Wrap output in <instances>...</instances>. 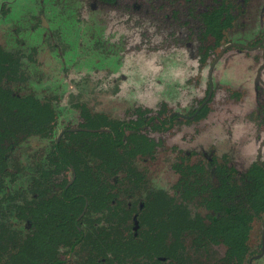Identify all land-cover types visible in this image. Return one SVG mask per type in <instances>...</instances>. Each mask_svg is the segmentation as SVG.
<instances>
[{"label":"rangeland","instance_id":"1","mask_svg":"<svg viewBox=\"0 0 264 264\" xmlns=\"http://www.w3.org/2000/svg\"><path fill=\"white\" fill-rule=\"evenodd\" d=\"M220 2L234 6L235 24L199 41L198 14ZM263 34L264 0H0V45L21 53L27 78L13 89L56 110L48 138L27 137L15 113L0 114V152L14 146L9 163L0 161V170L6 165L9 172L0 176V199L4 207L40 200L22 216L12 215V228L25 235L42 225L44 202L60 190H52L40 172L49 168L55 141L66 129L80 128L86 113L123 122L141 110L163 112L169 120L148 129L161 144L156 164L140 166L148 175L144 194L172 191L182 160L217 157L237 178L264 161V45L238 47L251 48ZM205 107L201 118H188ZM250 226L243 261L221 239L193 234L184 236V255L197 264H264V220ZM34 260L28 254L11 264Z\"/></svg>","mask_w":264,"mask_h":264},{"label":"flooded vegetation","instance_id":"2","mask_svg":"<svg viewBox=\"0 0 264 264\" xmlns=\"http://www.w3.org/2000/svg\"><path fill=\"white\" fill-rule=\"evenodd\" d=\"M220 7L228 8V14L223 13L220 18L221 27L216 34L204 38L205 29L202 18L204 15H208L215 20V16H219L218 13L216 15V11ZM133 10L138 12L136 5ZM236 19L232 4L220 2L217 6L209 7V9L200 12L196 18V30L200 31L198 40L219 36L221 31L229 30L235 24ZM262 45H264V34L260 41L251 48L240 45L238 47L241 50H254ZM231 47L233 45L226 46L220 57ZM205 109L206 107L194 110L188 118L192 117L195 120L201 118ZM136 113V117L129 121L113 120L123 127L121 131L124 136L122 140L118 139L116 149L120 155L124 156V160L114 178L102 176L101 180L106 191L78 195L113 196L115 200L111 204L113 209L107 210L106 206L97 210L99 205L97 208L86 209L82 224L77 226L80 236L72 240L69 245L61 241L55 242L54 250L41 251L39 256L35 257L34 264H197L184 255V249L187 248V242H184L186 234L198 235L203 239L219 238L224 242L232 257L235 256L237 260L243 261L246 258V252L242 253L241 249H244L243 243L248 241L251 232L250 225L255 220H264V213L252 221L245 222L247 232L245 235L239 234L237 239L230 229L224 226L222 219L224 213L229 216L233 214L235 196H246L236 194L234 185L237 183L241 187H247L250 182L248 180L249 173L255 166L264 169V161L254 162L249 169L243 172L241 178H237L238 174L217 157H209L204 154L203 157L207 164L203 162L191 164L190 162V164L181 165L184 162L182 160L181 164L175 167L179 178L172 191L150 188L149 192L144 194L145 185H148V175L143 172L140 166L149 163L152 167L157 162L155 160L156 152L161 143L155 140L154 134L150 133V130L159 128L155 123L163 120L164 115L163 112L157 115L141 110ZM175 117L176 115L171 116L172 120ZM169 124V120L162 122V125L168 126ZM162 128L164 129V127ZM77 130L80 129H66L57 140L66 139L67 131ZM260 147L264 151L263 142ZM136 149L139 150L136 152L137 154H124L126 150L132 153ZM92 165H97V163L93 161L90 166ZM49 169L50 167L46 170L44 168L40 172L41 180L51 182L52 190L55 191L56 188L60 190V194L54 196L52 200L44 202L43 223L35 228L36 234H41L42 230L47 229L57 231V220L63 222L66 213V210L60 207V202L65 199L70 201L66 196H77L68 195L60 185L64 179L69 180L70 183L73 182L74 170L72 168L63 170L60 174L48 176L45 172L56 170V168ZM68 173L71 174V179H69ZM106 181L110 182L107 187L105 186ZM108 189L109 191H107ZM225 197L227 208H220ZM103 199L105 198L103 197ZM34 200L35 204L40 203L37 196H34ZM211 200L218 201L214 202L215 208L209 207ZM216 203H218V207ZM124 216H126V220L123 221ZM178 219L181 224L174 225L173 223H176ZM214 221L219 222L216 230L213 225ZM219 230H225V232L221 233ZM99 234H101V239L96 241ZM53 236H58V234H53ZM62 237H65V234ZM85 238L86 240H84ZM242 239L243 241H241ZM237 246L240 255L234 253ZM215 264H225V262L216 260Z\"/></svg>","mask_w":264,"mask_h":264},{"label":"trees","instance_id":"3","mask_svg":"<svg viewBox=\"0 0 264 264\" xmlns=\"http://www.w3.org/2000/svg\"><path fill=\"white\" fill-rule=\"evenodd\" d=\"M227 11L228 8L220 7L216 11V15L218 13L219 16H215V20L208 15H204L202 18L205 29L203 33L204 38L208 35L216 34L217 30L221 27L220 18L223 13L227 15ZM203 40L201 39V41ZM20 54L17 51H7L0 45V114L15 113L20 118V127L27 137L48 138L52 135L56 122V110L52 104L42 102L33 95L22 96L13 89L14 85L23 84L27 79ZM85 116L86 121L81 125L80 130L67 131L66 139L55 141L52 153L49 156V170L54 168L56 170L45 172L49 176L60 174L63 170H69L70 168L74 170L73 182L70 183L69 180L64 179L60 183L68 195H77L66 196L70 201H66L65 199L60 202V207L66 210L64 221L59 222L57 220V231L47 229L42 230L41 234H36L35 229H33L24 235V232L21 233V231L12 228L10 217L14 214L22 216L35 200L31 201L32 204L26 198L23 201L24 203L17 202L16 204L9 200L7 202L11 204L4 207L3 202L5 198H1L0 264L19 263L20 259L28 254L36 257L39 256L38 254L41 251H53V244L57 241L69 245L72 240L80 236L77 226L82 224L86 209L97 208L98 205L100 207L97 210L106 206L107 210L113 209L111 206L115 201L113 196L78 195L104 193L106 191L104 190V183L101 180L102 176L114 178L124 160V156L120 155L116 149L117 142L122 140L124 136L121 131L123 127L115 121L109 120L106 116L91 118L87 113ZM13 149L14 146L10 145L1 151L0 161L4 164L5 162L9 163V155L12 154ZM138 151L136 149L132 153H129L126 150L124 154H137L136 152ZM93 161L97 165L90 166ZM2 174L4 176L9 174L6 165L0 170V176ZM248 180L250 182L247 187L242 186L244 187L242 188L237 183L234 185V192L236 194H244L246 196H235L233 200V214L229 216L227 213H224L222 219L224 226L230 229L235 239H237L239 234L245 235L247 232L244 225L245 222L252 221L255 217L264 213V169L255 166L249 173ZM2 181L0 180V182ZM109 185L110 182L106 181L105 186ZM0 186L1 190L4 186L3 182ZM214 202L218 201L211 200L210 208H215ZM216 206L218 207V203H216ZM220 208H227L226 197ZM124 220H126V216L123 217ZM173 224H181V222L178 219ZM213 225H215L214 228L216 230L218 229L219 222L214 221ZM28 227L29 224L25 226L27 229ZM199 227L202 229L201 226ZM219 232L223 233L225 230H219ZM53 234H58V236H53ZM64 234L65 237H62ZM97 239L96 241L101 239V234L98 235ZM243 251L244 249H241L242 253ZM234 253L240 255L239 248L234 249ZM3 260L8 261L4 262Z\"/></svg>","mask_w":264,"mask_h":264}]
</instances>
